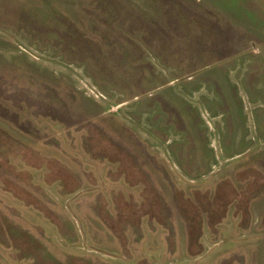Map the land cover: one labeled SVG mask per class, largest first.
<instances>
[{
	"label": "rangeland",
	"instance_id": "obj_1",
	"mask_svg": "<svg viewBox=\"0 0 264 264\" xmlns=\"http://www.w3.org/2000/svg\"><path fill=\"white\" fill-rule=\"evenodd\" d=\"M0 264H264V0H0Z\"/></svg>",
	"mask_w": 264,
	"mask_h": 264
}]
</instances>
